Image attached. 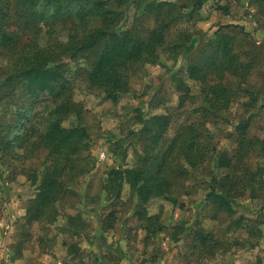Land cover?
Returning a JSON list of instances; mask_svg holds the SVG:
<instances>
[{
  "label": "rangeland",
  "instance_id": "rangeland-1",
  "mask_svg": "<svg viewBox=\"0 0 264 264\" xmlns=\"http://www.w3.org/2000/svg\"><path fill=\"white\" fill-rule=\"evenodd\" d=\"M197 1L202 7L195 8ZM124 7L120 25L136 24L143 38L163 17L169 23L166 42L157 49L155 63L130 66L129 88L117 100L90 84L85 56L63 57L79 106L62 123L81 120L88 126L91 140L84 160L91 165L85 173L66 175L67 191L56 212L38 221L30 219L29 211L38 193L34 178L49 163L47 151L27 153L7 145L23 131L8 103H34L39 127L54 101L48 93L34 99L19 91L1 103L6 111L0 114V141L5 140L0 142V264H264V0H130ZM55 27L52 39H65L66 27ZM226 42L232 47L229 58L219 56ZM6 65L0 53V76ZM191 65L205 69V80L190 75ZM212 84L226 87L228 98L214 99L208 91ZM161 114L170 123L154 145L159 127L153 117ZM192 124L201 133L205 158L197 166L180 161L186 170L178 172L177 145L168 146L179 129ZM167 148L175 201L163 195L141 204L126 182L118 198L105 191L111 168L145 167L149 150L156 154ZM220 153L232 160L231 168L217 165ZM229 172L247 183L244 195L235 196L232 214L206 199L211 177ZM154 215L150 223L157 231L147 236L144 226ZM198 230L213 233L220 244L201 245Z\"/></svg>",
  "mask_w": 264,
  "mask_h": 264
},
{
  "label": "trees",
  "instance_id": "trees-1",
  "mask_svg": "<svg viewBox=\"0 0 264 264\" xmlns=\"http://www.w3.org/2000/svg\"><path fill=\"white\" fill-rule=\"evenodd\" d=\"M109 3L111 4L109 0H0V53L5 55L6 66L9 67L0 76V106L19 91L34 99L48 93L54 101L53 108L48 111L39 127L36 126L39 113H32L34 103H8L15 108L16 122L23 126V131H17V136L6 141L7 145L12 148L21 147L27 153L46 150L49 160L42 176L34 178L38 193L31 200L29 214L32 220L38 221L47 214L53 215L56 203L67 191L66 175L75 177L89 171L91 165V162L84 160L89 155L85 152L89 150L91 140L88 126L81 120L71 126L62 123V118L79 106L72 98L71 80L64 73L67 64L63 57L85 56L86 78L90 84L103 88L108 97L117 100L119 93L129 88L130 66L155 63L158 59L157 49L166 42L165 33L169 29V23L163 17L159 25L146 29L148 37L143 38L142 29L136 24L126 28L120 25L125 13L124 6L129 5L130 0H113L112 5ZM139 7H142L141 3ZM200 7L202 1H197L195 8ZM216 8L228 11L221 5H216ZM59 24L66 27V37L63 40L52 39L55 26ZM226 26L219 27V30ZM42 31L45 32L43 36ZM218 50L221 54L219 56H232V47L227 42ZM204 70L197 65L189 67L190 75L197 79L205 80ZM208 91L213 94L214 99L228 98L227 89L222 84L209 85ZM78 110L80 112L81 108ZM5 111L6 109H0L3 117ZM153 118L159 127L154 134L156 145L164 136L170 121L167 115L162 114ZM239 124L242 130L246 129V124ZM200 137L201 133H196L192 124L187 130L179 129L172 138L168 148L172 149L177 145L178 172L186 170L180 163L182 160L192 166L203 162L206 152ZM168 148L162 152L158 150L156 154L149 150V162L145 167L111 168L106 178L105 191L118 198L121 196L123 183L126 182L133 192L138 193L141 204L145 205L151 198L163 195L175 201L170 191L167 171L171 155ZM217 165L220 168H231L232 160L220 153ZM256 174L254 171V184ZM246 187L247 183L244 181L242 185L237 174L229 172L221 177L213 175L207 185L209 189L206 199L217 209L232 214L235 196L244 195L243 189ZM251 190L254 195L256 188L253 186ZM139 214L143 216L145 210L140 209ZM113 217L111 213V218ZM155 217L147 218L149 222L144 226L147 236L157 231L150 223V219L154 220ZM196 237L203 246L207 243L215 246L219 242L213 233L204 230H198ZM176 238H179V232Z\"/></svg>",
  "mask_w": 264,
  "mask_h": 264
}]
</instances>
